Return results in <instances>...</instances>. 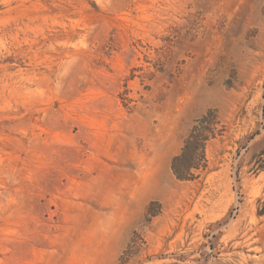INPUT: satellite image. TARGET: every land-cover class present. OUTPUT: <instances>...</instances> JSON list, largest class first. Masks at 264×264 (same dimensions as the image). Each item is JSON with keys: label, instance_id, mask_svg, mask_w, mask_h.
<instances>
[{"label": "rangeland", "instance_id": "374dc122", "mask_svg": "<svg viewBox=\"0 0 264 264\" xmlns=\"http://www.w3.org/2000/svg\"><path fill=\"white\" fill-rule=\"evenodd\" d=\"M0 264H264V0H0Z\"/></svg>", "mask_w": 264, "mask_h": 264}, {"label": "trees", "instance_id": "16d2710c", "mask_svg": "<svg viewBox=\"0 0 264 264\" xmlns=\"http://www.w3.org/2000/svg\"><path fill=\"white\" fill-rule=\"evenodd\" d=\"M216 111L210 110L194 123L192 130L187 136L182 152L172 160L171 170L180 182H193L201 177V174L208 168L206 156L207 144L221 136L224 128L221 127ZM154 217L156 212H148Z\"/></svg>", "mask_w": 264, "mask_h": 264}]
</instances>
